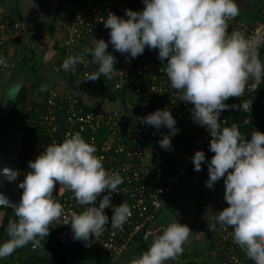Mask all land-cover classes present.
<instances>
[{
	"label": "clouds",
	"instance_id": "obj_1",
	"mask_svg": "<svg viewBox=\"0 0 264 264\" xmlns=\"http://www.w3.org/2000/svg\"><path fill=\"white\" fill-rule=\"evenodd\" d=\"M142 10H125L124 16L109 11L103 20L109 29V41L94 39L93 47H86L77 55L68 56L61 67L75 71L76 65L85 63L91 55L96 72L85 74V80L100 76L111 79L116 57L109 51V42L115 51L127 54L126 59L143 54L145 47L158 49V59L165 65V73L173 89L181 91L180 99L191 102L194 122L207 128L211 140L209 150L214 153L206 161L203 150L192 156L194 170L200 171L207 163L206 186L213 187L223 177L224 200L227 206L214 220L224 228L232 229L234 245L249 264H264V136L253 131L246 139L238 122L225 126L220 113L237 108L251 113L252 100H244L245 89L255 92L264 78V60L260 48L264 47V31L257 29L246 34V29L228 32L229 21L240 9L237 0H143ZM0 57V65H5ZM229 97H240L239 105H228ZM32 98V97H31ZM2 112V110H1ZM141 123L159 130H170L159 141L161 148L171 149V136L179 130L168 108L157 109L141 118ZM250 124L249 116L242 122ZM31 171L20 181L22 195L18 203L11 204L16 220H10L6 229L8 239L0 241V259L24 248L37 237H47L49 225L69 224L73 238L87 242L103 233L106 225L122 228L132 215L126 202L111 204V195L118 192L123 177L118 171L106 170L103 158L80 132H69L57 143H49L34 160L28 162ZM9 181L19 173L2 169ZM72 191L81 211L66 210L56 201L53 192L56 183ZM103 197L97 200L101 193ZM9 200L0 194V207H9ZM112 207L111 220L105 213ZM216 223L211 225L215 228ZM190 228L177 219L150 238L147 251L129 264H165L182 254Z\"/></svg>",
	"mask_w": 264,
	"mask_h": 264
},
{
	"label": "built area",
	"instance_id": "obj_2",
	"mask_svg": "<svg viewBox=\"0 0 264 264\" xmlns=\"http://www.w3.org/2000/svg\"><path fill=\"white\" fill-rule=\"evenodd\" d=\"M1 6L0 3V16H3L0 26L12 32L19 27V23L11 22L3 14ZM127 7L128 3L123 0H76L71 8L69 29L60 43L59 57L54 71L60 76H65L67 80L70 74H77L85 80L86 73L96 72L98 66L91 62V55L85 57V63L76 65L75 71H65L61 65L68 56L77 55L86 47H93L94 39L103 38L108 42L110 30L104 27L103 20L107 18L109 11L127 18L125 14H120V11ZM228 23V32L234 29H246V34H251L257 29L264 31V20L255 28L249 27L237 17ZM107 51L116 57L115 70L111 74V79L103 76L102 83L95 86V89L101 92V96L96 99L100 102L96 111L86 110L81 96L74 92V89H70L69 85L64 87L52 84L44 88L43 110L32 119L43 127V135L41 140L34 137H27L25 140L24 135L22 147L26 151V157L22 162L19 181H22L25 174L31 171L28 162L34 160L49 143L61 142L69 132H80L87 142L95 146L96 155L103 158L105 169L118 171L123 177V183L118 186V192L111 195V204L119 205L123 201L126 202L132 215L122 228L113 229L109 223L101 235L96 238L90 235L87 242L75 240L70 223L57 224L58 221H53L49 225L47 237L54 244L66 245L68 250L72 247L79 250H92L114 261L129 248L140 231L153 221L157 212L173 197L184 180L192 183L206 182L209 175L207 163L202 162L200 171L194 170L192 156L195 151L203 150L206 161L213 155L209 150L211 140L209 131L206 127L194 122L191 102L180 99L182 92L172 88L166 73L161 69L155 70V61L152 56L144 58L141 54L136 58L126 59L127 54L115 51L110 42ZM260 55L264 60V47L260 48ZM0 57H3L6 62L5 65H0V73H3L8 67L9 60L7 39L0 38ZM123 93L129 95L131 99L133 108L129 112L123 114L116 112L114 116L112 110H102L108 102L112 104L110 95L116 96ZM164 98H168V102L163 104L162 109L168 108L176 122L182 124V131H178L184 137L180 143H177L175 139L171 140L172 147L169 150L175 153V166L167 169L155 165L153 161L145 162V158L148 157L146 139L156 137L158 130L154 126L140 122L142 117L160 109L159 105ZM242 99L252 100V110L256 111L264 125V78L255 92H250L246 87ZM153 103L156 104L157 109L153 107ZM35 111H38V108H35ZM226 112L227 109L220 113L221 121L227 122ZM165 129L168 128L164 127L163 130ZM261 136H264V132ZM217 182H223V177ZM22 191L21 189V194ZM105 194L106 192L101 193L97 200ZM53 197L66 210L81 211V206L77 204L72 191L60 186L58 182L55 185ZM104 211L110 221L112 207H106ZM210 230L219 245L218 254L221 256V264H249L234 245L230 227L224 228L216 222L215 228L210 226ZM37 243L41 245V241ZM33 255L36 254L29 257ZM112 261L105 264H112ZM55 264H69V258L67 257L66 262Z\"/></svg>",
	"mask_w": 264,
	"mask_h": 264
},
{
	"label": "crops",
	"instance_id": "obj_3",
	"mask_svg": "<svg viewBox=\"0 0 264 264\" xmlns=\"http://www.w3.org/2000/svg\"><path fill=\"white\" fill-rule=\"evenodd\" d=\"M1 1H2L1 9L3 11V14L7 15L8 19L11 22L19 23V27L14 29L15 32L14 31L8 32L7 30L3 29L5 37L8 38L14 36L12 39H14L15 44H17V48L18 47L21 48L20 50L21 57L23 55L31 56L33 50H36L34 56L41 55V57L43 58V63L40 67L44 66V68L41 69V72L39 76L37 75V79H36V84H37L35 87L36 94H34L36 100V98H38L39 92H42L45 87H48L50 85L48 84L49 82L47 81V77L53 79L54 77L57 78V76H60L54 71V66L55 63H57V59L59 57L60 43L69 29L71 8L76 0H1ZM253 2H256L258 4L257 19H252L250 17V12L252 11L251 4ZM237 4L240 9V13L238 17L240 18L241 16L242 18L240 19L243 20L245 24L248 23L250 25L249 27L255 28L264 20L263 0H237ZM35 65H39V64H35ZM49 72L52 73L53 78L52 76L50 77L48 75ZM70 79L67 80L70 89H74V92H77L81 96V99L86 104L91 105L92 99H94V97L90 95L88 81L82 80V78L78 75L73 77L72 80ZM0 80L2 81V79ZM42 99L43 98L39 97L37 100H42ZM95 99H98V97H95ZM146 151L148 157L145 158V162L150 163L154 159V155L157 152V148L151 143H148ZM176 193L177 196L183 199V202L186 204V207H188L189 214L192 215L194 212L193 202L195 200V197L192 198L191 196H187L182 193H179L178 189ZM172 198L162 207V209L166 205L171 204ZM4 216H5L4 210L0 209V226ZM7 226L8 225H5L4 227L1 228L0 241H4L8 239L6 234ZM151 229L152 227L150 225L146 234L149 233ZM146 234L144 235L143 238L147 246L149 247L150 241L145 238ZM46 238L48 239L46 240V242L52 243L55 247L67 253L69 258V264H105L106 262H108L106 260H102L103 255L95 251L86 250V249L79 250L73 247L68 250L66 245L54 244L53 242L49 241L48 237ZM37 241H41L39 237L37 238ZM140 247L137 241L133 242L129 246V248L122 254V259H124L123 257L127 258L125 260L126 264L130 261V259H133L135 254H137V257H139V255L141 254ZM22 249L23 248H18L10 256L0 259V264H21V261H24L21 258ZM44 251L45 250L43 249L42 246L41 250H39L37 254H43ZM213 252L214 250H211L210 256L208 255L207 257L205 256L201 257L197 259L198 261L192 260L187 264L189 263L221 264L219 258L217 256H214ZM181 257L179 258L180 261H178V257H177V259L175 258L174 259L175 261L171 264H183L184 260ZM114 261H115L114 263L112 261V264L116 263V260Z\"/></svg>",
	"mask_w": 264,
	"mask_h": 264
},
{
	"label": "rangeland",
	"instance_id": "obj_4",
	"mask_svg": "<svg viewBox=\"0 0 264 264\" xmlns=\"http://www.w3.org/2000/svg\"><path fill=\"white\" fill-rule=\"evenodd\" d=\"M257 7H258V4L256 2H253L251 4L252 11L250 12V17L252 19H257L258 17ZM1 17L3 18V16H0V22L2 21ZM240 18L242 17L240 16ZM247 25L250 26L248 23ZM3 28H4L3 26H0V33H2L0 34V38L3 40L7 39V46L9 47V60H8L7 69L4 70L3 73H1L3 75V78H2V81H0V109L2 108V110L5 104L4 94L8 86L10 84H13V87H15V83L19 82V79H21L23 74L26 75V67L24 66L21 67L18 63L21 59V52H20L21 48L20 47L17 48V44H15L14 39H12L14 36H11L8 38L5 37ZM33 62L41 66L43 63V58L41 57V55H37L35 56ZM11 66H13L12 67L13 70H16V74H14V77L19 75L18 77H15L14 79H13V76H11V73H12ZM43 68L44 66L38 69L37 71L38 76L41 72V69ZM48 75L50 77L52 76L53 78V75L51 72H49ZM33 80L36 81V78H34ZM47 81L49 82L48 84L50 85L58 84L64 87H67L68 85V83H66L67 79L65 78V76H57V78L54 77L53 79L47 77ZM31 90H30V93L32 95V98H35L34 94H36V89L33 90L32 88ZM113 97L114 98L112 99L113 101L112 104L108 102L103 107L102 109L103 111L112 110L113 111L112 115H114L117 113L118 114L127 113L133 108L131 107L130 96L127 95L126 93H123L120 95L118 94ZM25 126H26V123H25ZM210 153L211 155H214L213 152L210 151ZM177 189L179 190V193H182L187 196H191L192 198L195 197V200L193 202V207H194L193 214L192 215L189 214L188 207H186V204L183 202V199L177 196V193L175 192L174 193L175 195H173L171 204L166 205L160 211L156 220L151 223L152 229L150 230V232H156L157 230L162 229L163 227L167 226V224L177 219L180 223L186 224L190 228V230H192L190 231L187 242L183 245L182 254L177 256L178 261H180L179 258L181 256H182L181 258L184 260L183 264H187L188 262L192 260L198 261L197 259L201 257H204V256L207 257L208 255L210 256L211 250H214L213 252L214 256H218L219 245L214 240L215 239L214 237H210L209 233L210 232L212 233V231L210 230V226L213 223H216V221L214 220V217L218 214L220 210H222L224 207L227 206V202L224 200V192H225L224 182H215L213 187L208 188L206 186V183H192L191 181L184 180L178 186ZM148 240L150 241V238ZM123 258L124 259H122V255L118 257L116 259L115 264H126L125 260L127 258L126 257H123ZM133 258H137V254H135ZM102 260L112 261V258L103 256ZM131 260L132 259H130V261ZM174 261L175 260H168L165 262V264H171ZM114 262L115 261H113V263ZM129 262L127 264H129Z\"/></svg>",
	"mask_w": 264,
	"mask_h": 264
},
{
	"label": "trees",
	"instance_id": "obj_5",
	"mask_svg": "<svg viewBox=\"0 0 264 264\" xmlns=\"http://www.w3.org/2000/svg\"><path fill=\"white\" fill-rule=\"evenodd\" d=\"M123 1L128 3V7L125 9H122L120 11V14H125L126 9L139 11L145 7L142 0H123ZM0 3L2 4L1 0H0ZM237 18H239V17L237 16ZM35 53H36V50H33L31 56L23 55L21 57L20 61L18 62L21 67H23V66L26 67V76L29 79V81L31 82V89L33 88V90L36 89L35 87L37 85L36 81L33 79L34 78L37 79V71L40 67V65H35L33 62L34 57H35L34 56ZM149 56H152V58L155 61V70L161 69L165 73L164 63H166V60L164 61V63H162L158 59V49H149L146 46L145 50L143 52V57L147 58ZM12 67L13 66H11V68ZM11 70H12L11 76H14V74H16V70H13V68ZM75 76H77V74H70L69 79L71 78L70 80H72L73 77H75ZM2 77H3V75L0 73V79H2ZM102 80H103V76H100L99 78H97L95 80H89L88 81L89 92H90V95H92L94 97V99H95V97L101 96V92L98 91L97 89H95V86L98 83L101 84ZM113 96L114 95H110V98L113 99L114 98ZM31 97H32V95H31ZM39 97L44 99L45 92L44 91L39 92L38 98ZM38 98H36V100H35V98L30 99L28 109L25 113V118H24L25 123H26L25 140L27 139V137H34L36 139L41 140L42 135H43V130H44L43 127L37 121L33 122V120H32L33 117L36 118L38 116L39 112L40 113L42 112L43 107H44L43 99L37 100ZM94 99H92L91 105L86 104L84 102L86 110L96 111L95 109L98 107L100 102H97L96 99L95 100ZM162 100L163 101L159 105L160 109H162V106L166 101L168 102V98H164ZM240 102H241V99L239 97H229L225 101V103L228 105H233V104L239 105ZM153 104H154L153 107L155 109H157L155 106L156 104L155 103H153ZM191 105L193 108L194 105L192 103H191ZM35 108H38V111H35ZM1 110H2V108L0 109V118H1ZM226 116H227L226 126L227 125L230 126L231 123H233V122L240 123L241 124L240 131H241L242 135L245 136L246 139L251 138V134L253 131L258 132L260 135H262V133L264 132V125L262 124L261 120L258 118L256 111H254V110H251V113L250 112L249 113H242L237 108L229 107V108H227ZM246 116H249V120H250V124H248V125H244L242 123ZM176 126L180 131H182V129H181L182 124L181 123L176 122ZM163 128L164 127L161 126V128L157 131L158 134L156 135V137H148L146 139L145 146H148V143H151L152 145H154L157 148V152L155 153L154 159H153V163L155 165L157 164V166H160L163 169L173 168L175 166L174 165L175 153L169 149L161 148V146L159 144V141L162 139V135L163 134H169V132H170L169 129H165V131H164ZM172 139H175L177 143H180V142H182L184 137L179 131H177V133L175 135L171 136V140ZM19 157H20V166H19V174H20L21 169H22V161L26 157V151H25L24 147L21 148V152H20ZM0 209L4 210V212H5V216H4L2 223H1V226H0V231H1V228L4 227L5 225H8L10 220H16L17 218L15 217V215L13 213L14 212L13 208L0 207ZM161 210H162V208L157 212V214H156V216L152 222H154L156 220V218H157V216ZM151 223H149L146 227H144L140 231V233L136 236V238L134 240V242L137 241L139 243V247L141 246L140 247L141 253H143L144 251H147V249H148V246H147L143 237L146 234ZM209 235H210V237H213L211 232L209 233ZM46 240H47L46 237H43L41 239V244L43 246V249L45 250L43 254L33 255V256L27 258L26 260L21 261V264H55V263L66 262L67 257H68L67 253L61 251L60 249L55 247L52 243L46 242ZM217 257L219 258V260L221 259V256L219 254ZM20 260H21V258H20ZM189 264H195V263H189Z\"/></svg>",
	"mask_w": 264,
	"mask_h": 264
},
{
	"label": "water",
	"instance_id": "obj_6",
	"mask_svg": "<svg viewBox=\"0 0 264 264\" xmlns=\"http://www.w3.org/2000/svg\"><path fill=\"white\" fill-rule=\"evenodd\" d=\"M31 82L23 74L15 87L7 88L5 92V104L0 118V194H3L11 204L18 203L21 199V189L19 188V175L9 181L3 174L2 169L10 168L19 173L20 152L25 135V113L31 99ZM8 98V100H7ZM30 241L22 249V260H26L30 255L37 254L41 250V245Z\"/></svg>",
	"mask_w": 264,
	"mask_h": 264
},
{
	"label": "flooded vegetation",
	"instance_id": "obj_7",
	"mask_svg": "<svg viewBox=\"0 0 264 264\" xmlns=\"http://www.w3.org/2000/svg\"><path fill=\"white\" fill-rule=\"evenodd\" d=\"M19 75H17V76H15V77H18ZM14 76H13V79L15 78ZM11 87H13V84H10L9 86H8V88H11ZM5 95V94H4Z\"/></svg>",
	"mask_w": 264,
	"mask_h": 264
}]
</instances>
